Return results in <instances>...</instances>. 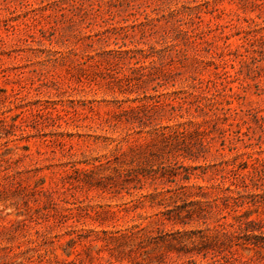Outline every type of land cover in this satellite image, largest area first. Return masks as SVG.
Listing matches in <instances>:
<instances>
[{
  "label": "rangeland",
  "instance_id": "rangeland-1",
  "mask_svg": "<svg viewBox=\"0 0 264 264\" xmlns=\"http://www.w3.org/2000/svg\"><path fill=\"white\" fill-rule=\"evenodd\" d=\"M260 115L264 0H0V264L147 259L145 242L128 256L102 230L148 223L170 207L149 194L184 185L200 200L185 228L206 232L225 214L213 198L231 163L249 172L236 213L261 219L264 236ZM176 128L184 139L154 134ZM237 248L235 264H264Z\"/></svg>",
  "mask_w": 264,
  "mask_h": 264
},
{
  "label": "trees",
  "instance_id": "trees-1",
  "mask_svg": "<svg viewBox=\"0 0 264 264\" xmlns=\"http://www.w3.org/2000/svg\"><path fill=\"white\" fill-rule=\"evenodd\" d=\"M130 109L135 110V107ZM261 121L258 126L261 132L264 134V115H260ZM154 134L159 136L162 141H178L184 139L186 135L185 129H172L170 131H158L154 130ZM236 136L241 137L244 134V131L237 130ZM264 161V159H263ZM256 159L250 163L248 166L252 169L257 170V165L255 163ZM259 170H262L264 173V164ZM245 166H240L238 164L231 163V166L226 170L227 176V185L225 181L219 180L216 183L217 194L216 198H224L228 201L223 206L225 214H222L220 218H225L226 214L232 213V221H225L217 219L216 223L212 225L211 228L207 227L206 232L203 230H193L187 229L185 226L189 224L192 219V213L198 212L195 211V207H189V202L199 203L200 200H190L185 201V198H182V195L185 197L192 196L194 193L181 191L184 189V185L175 187L174 189H168V195L157 193L149 194V203L156 201L157 205L170 206L164 210H159L155 213L148 223L141 225L131 224L123 229H116L114 231L102 230L106 235L105 243L106 245L112 244L111 248L117 249L121 253H125L128 256L130 252L142 253L146 252L143 248L142 243L150 246L147 253H152V256L146 255L147 259H135L134 257H128L130 262L135 264H153L151 263L152 257L162 258L168 254H174L176 257L186 256L188 263H195L194 256H200L201 258H206L208 254L209 260L207 264H235V261L246 262L245 260H239L237 257L236 251L237 247L250 251L254 250L257 253L258 257H263L264 255V236L255 234L254 230L260 228L261 219H251L249 218L250 212L245 210L241 213H236L235 206L237 205V197L233 195V191L239 193V190H247L248 183L246 182V176L248 173L242 172ZM164 170L159 171V176H165L164 173L167 168L161 167ZM160 168V169H161ZM172 168V167H171ZM125 173L130 176L140 179V175L145 177L143 173L137 172L133 168L126 169ZM198 189H202L201 186H196ZM202 196L207 194V192H201ZM158 199H156L157 197ZM147 194H141L138 197V201L143 203ZM165 198L169 199L168 203H165ZM181 198V203H177V200ZM261 200L264 206V193H261ZM230 200V203H229ZM171 201V203H170ZM216 206L222 211L217 204ZM202 210V209H201ZM200 211V210H199ZM172 223L173 225H180L181 228H175L173 230H168L164 228V223ZM227 227H231L232 230ZM65 254L68 256L71 254V251L66 250ZM252 260L251 258H249ZM66 263L74 264V260H68ZM116 264V263H115ZM198 264V263H197Z\"/></svg>",
  "mask_w": 264,
  "mask_h": 264
}]
</instances>
